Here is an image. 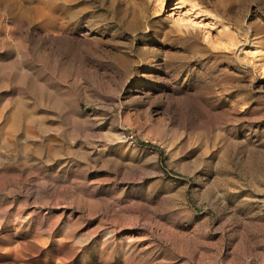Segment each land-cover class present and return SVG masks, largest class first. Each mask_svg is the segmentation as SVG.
I'll list each match as a JSON object with an SVG mask.
<instances>
[{
	"label": "rangeland",
	"instance_id": "obj_1",
	"mask_svg": "<svg viewBox=\"0 0 264 264\" xmlns=\"http://www.w3.org/2000/svg\"><path fill=\"white\" fill-rule=\"evenodd\" d=\"M0 264H264V0H0Z\"/></svg>",
	"mask_w": 264,
	"mask_h": 264
},
{
	"label": "trees",
	"instance_id": "obj_2",
	"mask_svg": "<svg viewBox=\"0 0 264 264\" xmlns=\"http://www.w3.org/2000/svg\"><path fill=\"white\" fill-rule=\"evenodd\" d=\"M142 145H144V144H142Z\"/></svg>",
	"mask_w": 264,
	"mask_h": 264
}]
</instances>
